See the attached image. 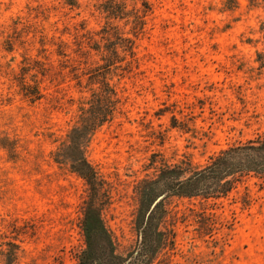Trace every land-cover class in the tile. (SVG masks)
<instances>
[{
  "label": "rangeland",
  "instance_id": "1",
  "mask_svg": "<svg viewBox=\"0 0 264 264\" xmlns=\"http://www.w3.org/2000/svg\"><path fill=\"white\" fill-rule=\"evenodd\" d=\"M262 134L264 0H0V264H122L165 170ZM153 216L145 264H264L263 179Z\"/></svg>",
  "mask_w": 264,
  "mask_h": 264
},
{
  "label": "trees",
  "instance_id": "2",
  "mask_svg": "<svg viewBox=\"0 0 264 264\" xmlns=\"http://www.w3.org/2000/svg\"><path fill=\"white\" fill-rule=\"evenodd\" d=\"M144 8L147 5L144 4ZM125 43L124 51L130 58L134 57L133 43L128 38H117ZM101 54L103 65L96 67L95 76H101V68L109 70L116 62L118 55L114 50H100L99 46L93 48ZM114 96V90L106 88L103 91L105 99ZM101 116H96L100 120ZM103 117V116H102ZM90 172L89 165L83 161ZM186 164L177 165L164 171L163 180L171 181L168 187L159 194L149 187L144 192L145 207L139 218L140 234L139 244L132 255L122 264H145L156 242L158 231L154 225V212L168 196L184 198L202 197L205 200L215 201L226 199L246 177H257L264 180V134L251 140L230 145L211 155L206 164L198 168H186ZM85 177L89 179L86 174ZM153 207L151 204L161 195ZM151 205V208L149 206ZM95 238L98 237L94 234Z\"/></svg>",
  "mask_w": 264,
  "mask_h": 264
},
{
  "label": "water",
  "instance_id": "3",
  "mask_svg": "<svg viewBox=\"0 0 264 264\" xmlns=\"http://www.w3.org/2000/svg\"><path fill=\"white\" fill-rule=\"evenodd\" d=\"M164 196H165V194L159 196V197L154 201L152 207H153L155 204H157V202H158L160 199H162Z\"/></svg>",
  "mask_w": 264,
  "mask_h": 264
}]
</instances>
